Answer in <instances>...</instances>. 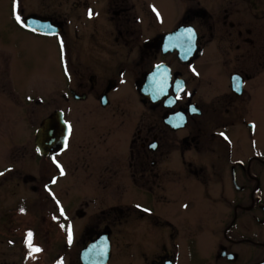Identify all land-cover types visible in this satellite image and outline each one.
I'll return each instance as SVG.
<instances>
[{"label":"flooded vegetation","instance_id":"1","mask_svg":"<svg viewBox=\"0 0 264 264\" xmlns=\"http://www.w3.org/2000/svg\"><path fill=\"white\" fill-rule=\"evenodd\" d=\"M175 1L178 17L161 29L153 21L168 1L83 0L71 21L28 12L25 0H0V28L15 39L55 40L52 68L68 84L54 111L69 127L65 148L43 155L36 131L54 111L42 119L30 158L37 174L26 152L21 159L8 152L0 169V264H120L116 237L138 224L148 233L158 227L157 241L133 249L123 264H178L169 221L178 212L166 207L174 203L200 204L199 218L212 224L215 258L203 264H264V0ZM44 22L62 29L43 33ZM70 23L86 30L84 41H76L77 28L69 35ZM76 106L85 121L69 115ZM48 159L51 186L43 181ZM11 180L15 190L3 187ZM28 183L52 200L26 199ZM107 190L108 200L91 194ZM193 239L184 243L189 254Z\"/></svg>","mask_w":264,"mask_h":264},{"label":"rangeland","instance_id":"2","mask_svg":"<svg viewBox=\"0 0 264 264\" xmlns=\"http://www.w3.org/2000/svg\"><path fill=\"white\" fill-rule=\"evenodd\" d=\"M165 1H168V5L162 10L161 16L153 21V25L156 28L162 26L161 29H166L178 17V3L175 0ZM165 1L152 0V5L165 3ZM75 3L82 5L83 0H25V7L28 12L39 11L41 9V13L57 14L60 15L59 18L72 21L74 18L72 15L75 14L73 12ZM11 5L9 4L8 9H11ZM81 8L82 6L79 7V9ZM2 23L3 21L0 22V25ZM76 28L79 29L76 41H84L86 30L78 28L74 23H70L67 26L69 35L74 36L73 31ZM54 41V39L49 41L48 39L37 38V36L30 33L19 34V39L17 40L12 36L11 32L0 28V169L10 161L9 153L15 155L16 157L14 158L21 159L20 154L26 152L28 159L25 162L26 167L27 169L32 168L33 172H35V165L31 164L30 158L35 147L36 128L39 127L42 119L62 103L61 94L68 84L66 79L63 76L61 77L60 72L54 74L55 70L52 68L51 63L56 64V62L52 61L58 56ZM63 48L65 46H62V50ZM11 57L12 59H9ZM9 92H11L12 96L9 95ZM20 92L22 94L18 96L17 94ZM13 93L16 95L15 97ZM23 95H27L28 105L26 111L19 106V99L25 100L23 97L21 98ZM32 98L42 99L43 103L38 104L34 100L31 101L30 99ZM124 101L126 105H130V103H127L128 99L126 97H124ZM69 115L71 117L75 116L80 122L86 120L83 110L77 106L71 107ZM124 119L128 120L129 117L125 116ZM53 164L54 161L52 159L43 161V181L45 185L51 186L50 180L53 174ZM30 184H27L26 199L52 200L51 191L44 190L43 197L40 198L36 192L29 191ZM16 185H18L17 182L11 180L5 182L3 187L15 190L18 187ZM30 189L34 190L35 188ZM110 190H107L105 194L99 192L91 194L97 199L103 197L105 200H108ZM181 190L178 189L177 192L182 193L183 191ZM186 195L189 196V194ZM192 195L195 197L194 193ZM128 196L129 193H125L124 200ZM178 198L182 199L179 196ZM14 199L18 201V198ZM166 207L169 208L170 215L178 212L175 218L169 217V221L177 228L176 240L171 237V247L177 252L178 264H203L206 262V259H203L204 257L215 258V253L213 254L215 243L213 242V238L210 237L212 224L210 221L207 222L205 219L199 218L200 204L199 206L193 204V206H189L183 210H181L180 204L175 203ZM50 211V208L43 209L46 216L50 215ZM180 213H182L184 218H178ZM126 229L125 234L121 237L118 235L115 240L117 244L115 246L121 247L120 249L124 250L123 254H121L120 264L128 263L132 250H136L139 245H144L149 249L151 243L157 241L154 236L156 231H159V228L156 227L153 232L148 233L149 227H146L144 224L128 226ZM172 231L173 229H171V233ZM133 233L135 234L134 238ZM189 237H194L191 241L190 254L185 251L184 247V243L185 241L188 242L187 238Z\"/></svg>","mask_w":264,"mask_h":264},{"label":"water","instance_id":"3","mask_svg":"<svg viewBox=\"0 0 264 264\" xmlns=\"http://www.w3.org/2000/svg\"><path fill=\"white\" fill-rule=\"evenodd\" d=\"M43 24H49V26ZM43 24L41 23L40 28H38L43 31V33L54 34L62 29L60 26L53 27V24H50L48 22H44ZM49 27H56V29L51 30ZM146 88L148 89L147 86ZM147 89L143 90V93L145 91L146 95H148ZM68 134L69 127L68 123L65 122L63 112L60 110L54 111L49 117L45 118L42 121L40 127L36 131V144L39 152L43 155H47L50 152L56 151L57 149H64Z\"/></svg>","mask_w":264,"mask_h":264},{"label":"snow or ice","instance_id":"4","mask_svg":"<svg viewBox=\"0 0 264 264\" xmlns=\"http://www.w3.org/2000/svg\"><path fill=\"white\" fill-rule=\"evenodd\" d=\"M17 19L19 20L20 18L17 16ZM239 88V85L237 84V89Z\"/></svg>","mask_w":264,"mask_h":264}]
</instances>
